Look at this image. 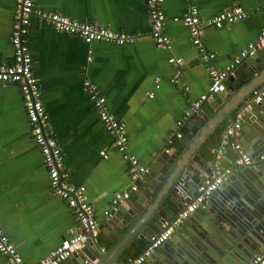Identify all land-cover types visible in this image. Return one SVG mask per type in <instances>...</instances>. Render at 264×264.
Segmentation results:
<instances>
[{"label":"crops","instance_id":"crops-1","mask_svg":"<svg viewBox=\"0 0 264 264\" xmlns=\"http://www.w3.org/2000/svg\"><path fill=\"white\" fill-rule=\"evenodd\" d=\"M35 2L46 10L135 37L133 42L123 45L108 41L89 45L81 37L58 31L37 16L32 17L28 35L33 71L41 83L50 128L64 152L66 178L75 185L86 186L101 230L113 214L107 216L105 212L111 209L115 194L130 186L129 163L121 151L111 147L113 138L84 89V78L98 84L109 111L126 123L128 152L150 168L165 152L169 136L180 130L177 120L208 91L211 79L189 28L182 20H174L184 13L186 0L164 3L165 31L171 39V49L159 48L154 42L148 0ZM198 5L205 19L235 5L249 12L245 19L221 28L205 26L203 41L209 51L216 53L214 63L219 68L231 63L264 29L262 0H198ZM14 8L15 0H0V63L14 60ZM172 55L182 58L183 63L170 62ZM245 59L234 70L239 74L234 86L251 70ZM211 100L212 97L202 105L207 115L214 112ZM204 113L196 119H192V114L182 129L193 133L198 124L204 123ZM227 123L229 120L218 129L217 139ZM238 140L245 150L241 135ZM181 142L176 150L183 148ZM105 147L109 148L108 157L100 154ZM204 150L209 159L213 152ZM219 151V155H224L222 147ZM226 155L223 159L229 164L217 160L216 165L233 169V147ZM0 225L29 264L39 262L78 225L68 204L51 190L49 170L30 132L21 90L15 83L0 84ZM132 251L128 247L124 254L131 255ZM159 259L167 261L168 257L162 255ZM0 264H6L1 254Z\"/></svg>","mask_w":264,"mask_h":264},{"label":"water","instance_id":"water-1","mask_svg":"<svg viewBox=\"0 0 264 264\" xmlns=\"http://www.w3.org/2000/svg\"><path fill=\"white\" fill-rule=\"evenodd\" d=\"M245 61L251 70L239 84H232L239 75L235 71L226 82V90L212 96L214 112L207 115L201 106L193 113L192 119H196L205 112L206 119L193 133L183 129L180 141L183 148L163 152L151 166L139 190L119 205L98 235L90 233L82 249L60 264H127L133 258L124 254L128 247L131 248L136 241L150 242L158 236L161 223L173 218L212 177L217 160L229 164L223 158H227L226 152L233 147L234 140L224 141L223 133L229 124L234 123L235 112L249 103L251 108L240 134L254 163L234 164L232 172L210 193L197 212L176 227L169 240L146 261L147 264H248L262 251L264 158L260 155L264 153L260 150H264V97L258 102L253 99L264 89V45ZM225 120L229 123L217 139L218 129ZM221 147L224 155H219ZM205 148L213 152L209 159L205 158ZM181 232L187 236H181ZM162 255L168 260H160Z\"/></svg>","mask_w":264,"mask_h":264},{"label":"built area","instance_id":"built-area-1","mask_svg":"<svg viewBox=\"0 0 264 264\" xmlns=\"http://www.w3.org/2000/svg\"><path fill=\"white\" fill-rule=\"evenodd\" d=\"M164 3L165 0H148L151 34L157 47L171 49V39L165 31L167 16L164 10ZM262 6L264 7V0H262ZM248 15V10L240 5H235L234 7L215 13L210 19H205L200 12L198 0H186L184 13L174 18V20H182L189 28L192 41L201 52V59L209 73L211 84L208 91L193 101L185 111L183 117L177 120L180 130L169 136L165 151L180 147V141L183 136L182 128L186 120L215 93L225 91L226 82L234 74L237 64H240L244 58L264 44L263 29L259 37L250 42L246 48L242 49L231 63L223 68H219L214 63L216 53L209 51L204 44L203 32L205 26L214 25L221 28L230 23L245 19ZM33 16H37L50 23L58 31L81 37L89 45L95 41H108L116 45H123L133 42L135 37L125 31H116L96 23L68 17L58 11L46 10L37 5L35 0H15L11 33L14 60L12 63H0V84L15 83L19 85L30 132L39 146L43 162L49 170L51 190L68 204L78 222L77 228L70 236L64 238L60 245L50 250L39 262L34 263L60 264L66 258L82 249L90 233L94 236L98 235L100 222L96 216L93 204L87 197L86 186L75 185L66 178L64 152L53 130L50 128V116L44 103L41 83L33 71V56L28 40ZM88 58H91V54H89ZM169 61L176 65L183 63L182 58H177L173 55L169 58ZM83 86L106 130L113 138L111 147L121 151L129 163L130 186L126 191L115 194L112 199L111 209L105 212L107 216H110L118 209L119 205L124 204L130 198L132 193L139 190L147 173L150 172V167L128 152L129 137L126 123L109 111L106 96L98 84L88 78H84ZM152 95L150 94V96ZM263 97L264 89H261L256 93L253 100L258 102ZM250 108V103L240 108L235 113L234 123L229 124L223 133L224 141L228 139L234 140L233 149L236 152L235 165H252L254 163V158L243 149L240 140H238V137L241 135L240 129L244 118ZM108 149V147L103 148L100 154L108 157ZM260 158L263 159L264 154L260 155ZM231 171V167H217L216 165L212 177L199 187L198 194L189 203H186L173 218L165 219L161 223L162 229L158 236L153 237L142 252L130 259L127 264H144L157 248L169 240L175 228L202 206L203 201L222 184L225 177ZM0 254L4 257L6 264H29L25 261L17 245L11 240L1 225ZM248 264H264V248Z\"/></svg>","mask_w":264,"mask_h":264},{"label":"trees","instance_id":"trees-1","mask_svg":"<svg viewBox=\"0 0 264 264\" xmlns=\"http://www.w3.org/2000/svg\"><path fill=\"white\" fill-rule=\"evenodd\" d=\"M147 241L146 240H142V241H136L133 246L131 247V249H133L132 254L130 256L136 257L138 254H140L142 252V250L144 249V247L147 245ZM130 254V253H129ZM132 259V258H131Z\"/></svg>","mask_w":264,"mask_h":264}]
</instances>
